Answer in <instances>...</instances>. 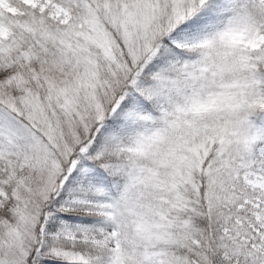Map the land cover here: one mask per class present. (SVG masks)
Instances as JSON below:
<instances>
[{
	"label": "rangeland",
	"instance_id": "obj_1",
	"mask_svg": "<svg viewBox=\"0 0 264 264\" xmlns=\"http://www.w3.org/2000/svg\"><path fill=\"white\" fill-rule=\"evenodd\" d=\"M202 2L0 0V44L12 33L8 14H22L21 5L51 20L49 35L53 28H63L78 38L71 44L65 33L58 36L60 46L53 57L60 71H76L54 74L50 84L43 76L39 85L47 98L31 91L26 102L30 107L23 109L30 126L23 121L17 125L32 128L30 155L26 151L21 161H9L13 168L5 178L12 190L0 186V222L12 191L35 189L50 204L38 225L32 208L16 203L18 221L26 225L16 221L7 230L9 242L3 243L9 244H0L2 263L10 264L14 257L25 263L20 258L28 250L26 242L34 241L33 264H125L127 259L132 264H172L174 252L158 248L160 241L167 245L170 238L181 236L204 244L186 229L185 220L173 221L178 215L172 211L180 206L197 211L202 198L207 207L224 213L223 234L239 231L240 240H250V248L235 261L264 264V130L253 124L254 111L263 110L264 116V28L253 6L259 10L264 0H234L212 24L187 27L185 21ZM168 44L187 49L166 58L172 74L142 89L132 82L141 89L129 91L139 113L109 124L111 132L119 131L109 147L123 161L112 178L86 159L93 137L104 131L109 117L104 104L110 105V99L100 96L105 87L102 67L129 70L135 80L157 48ZM47 103L54 105L46 108ZM6 130L0 120V141ZM5 168L0 158L1 171ZM72 173L75 190L65 194L63 183ZM31 176L38 187L30 184ZM241 210L242 215L234 213ZM43 254L51 256L48 263Z\"/></svg>",
	"mask_w": 264,
	"mask_h": 264
},
{
	"label": "trees",
	"instance_id": "obj_2",
	"mask_svg": "<svg viewBox=\"0 0 264 264\" xmlns=\"http://www.w3.org/2000/svg\"><path fill=\"white\" fill-rule=\"evenodd\" d=\"M10 1L13 2V0ZM85 1L90 5H95V1L97 0ZM232 1L234 0H203L202 4L193 11L184 24L194 29L208 26L220 17L221 13ZM16 3L18 4V2ZM21 7L24 9L22 14L18 16L8 14L7 24L11 26L12 33L7 40L0 44V120L2 124L7 126V135L0 141V148L2 146H8L6 151L0 150V158L5 160L6 165L4 171L0 169V186H5L8 189L11 188V190L12 186L10 183L6 182L5 178L6 171H10L13 168V165H11L9 161L14 164L16 161H21V157L26 151L27 156L30 155L28 154V146L30 147L29 135L31 133H28V131L29 129L32 131V128H17V125L22 121L25 125H29L26 121V116H24L23 109L24 106L25 108H28V106L30 107V105H26V102L31 91L43 100L47 98V90H40V79L43 80V76H45L46 82L50 84V81H54V74L62 72L53 56L56 47L60 46L59 39L61 37L59 38L58 36L65 33L63 28L61 31L53 28V35H49L50 28L53 24L51 20L43 13H35L37 11L30 9L28 6L21 5ZM253 8L256 9L254 16L257 23L260 27L264 28V5L260 2L259 10L255 6H253ZM166 14H164L165 17ZM55 36L58 38L55 39ZM64 38L65 40H70L71 44H74L75 39H78L76 33L73 31H67ZM164 40L166 39L164 38ZM3 44L5 48L1 47ZM184 51H187V49H178L171 46V44H168L167 47L157 48L155 53L152 54V60L147 62L143 72L139 73L135 77V80L129 75V70H122V68H120L121 70H115L111 66H104L103 64L104 67H102L101 77L104 79L103 84L105 87L100 91L103 92L100 96L101 99H106V102L110 99V105H108V103L104 104L105 112L109 114V117L106 119L107 122L104 126V131L101 133L97 131L96 135L93 137V142L89 145V150L86 155V159L89 163L102 168L108 176L116 178L115 171L113 170L118 169L123 161L121 155L118 154L119 151L109 147V140L119 132L116 128L111 132L109 130L111 125L109 124L112 122L117 124L129 118L131 114L139 113L138 109L133 107V99L129 91L140 92L142 87L145 88L147 85L161 84L162 80L173 72L171 65L168 61L166 62V58ZM63 71L62 73L67 71V75L69 76V73L76 71V68H74V70L72 68H64ZM260 74L264 76L263 73ZM132 82L136 85H140L141 89H137L133 86ZM262 86H264V82ZM144 92H146V94L148 93L147 91ZM121 94H123L122 97L112 109L111 105ZM48 104L54 105L52 103H47L44 104V106L49 108ZM54 107H56V105ZM55 111L60 114V117H63V111L59 110V108ZM262 111L263 110L258 109L253 112V124L256 128H261L260 130H264V116H262ZM52 116H54V113ZM91 128L90 126V131L93 130ZM12 138L14 141L10 143V139ZM71 153L70 155L72 158L75 156L76 151ZM209 153L212 155L215 154L212 150L209 151ZM207 158L210 157L207 156ZM73 176L72 173L63 183L65 194H69L75 190L74 186L76 181H72ZM30 178L32 180L30 184L33 183V187H38L37 185H39V183L34 182V177L31 176ZM10 193V199L1 211L3 222H0V244L3 246L9 244L3 243L4 241L9 242L7 230H10L13 223H17L16 221L19 219L16 213V210L19 208L15 207L16 203L20 205L21 209L29 210V207L32 208L31 212L36 213L38 225L44 222V213L47 211V206L50 204V200L43 201V198L37 194L35 189H33L31 193L25 192L24 189H20L16 193H13V191ZM196 205L197 211L193 207L189 210H182L180 206L174 208L172 211L175 215H178L176 219H174L173 214L171 215H173V221L177 224H182V220H185L187 224L186 229L190 231L192 235L200 238L204 244L195 245L184 240L181 236H176L175 239L170 238L167 245H165L166 242L162 243V241H160L158 248L160 247L163 249L162 246H166L167 252L171 254L174 252L172 264H195L194 260H196L198 264H242L239 261H235V256L242 254L241 251L250 248V240H246V238L240 240L241 233L239 231L237 233L231 231L229 235L223 234L220 221L224 217V213L219 211L218 208L207 207V205L202 202V198L200 202L197 201ZM184 212L187 216L184 215V218H180ZM234 213L242 215L243 211H234ZM19 222L20 221H18V223ZM6 224L7 227L10 226L9 229L5 227ZM19 224L26 225V221L20 222ZM261 237L264 238L263 235ZM34 245V241L31 243L30 241L26 242L25 247H27L28 250L22 253L24 256L22 260L20 258V261L25 262L22 264L35 263L33 262V255L31 254ZM9 247L14 250L12 245ZM12 249L9 250L12 251ZM163 250H165V248ZM43 255L44 256L41 255V258H44L46 262L49 261L48 258H51V256L47 254ZM15 256L19 259L18 254ZM37 257L38 256H35V258ZM5 259L6 257L4 260ZM0 262L2 263V261ZM8 262L10 264H20L18 260L16 261L15 257L14 262ZM130 262L131 260L127 259L125 264H132ZM2 264H7V262Z\"/></svg>",
	"mask_w": 264,
	"mask_h": 264
}]
</instances>
